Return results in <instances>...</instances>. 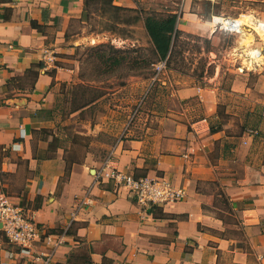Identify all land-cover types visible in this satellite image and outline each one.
<instances>
[{
    "label": "crops",
    "instance_id": "crops-1",
    "mask_svg": "<svg viewBox=\"0 0 264 264\" xmlns=\"http://www.w3.org/2000/svg\"><path fill=\"white\" fill-rule=\"evenodd\" d=\"M83 13V0H0V144L10 153L5 169L12 177L5 188L43 231L67 230L52 264H264V73L252 88L246 72H234L227 94L250 96L245 114L256 119L237 131L213 121L224 103L220 87L180 86L176 95L198 97L202 114L187 122L173 113L151 116L126 127L105 157L89 152L77 161L45 129L55 86L72 78L57 54ZM233 114L240 116L238 106ZM249 127L257 134H247ZM225 143L232 146L224 155ZM111 167L167 178L186 196L141 205L113 179H96ZM87 191L94 204L72 219ZM13 247H0V263L29 264Z\"/></svg>",
    "mask_w": 264,
    "mask_h": 264
},
{
    "label": "rangeland",
    "instance_id": "rangeland-1",
    "mask_svg": "<svg viewBox=\"0 0 264 264\" xmlns=\"http://www.w3.org/2000/svg\"><path fill=\"white\" fill-rule=\"evenodd\" d=\"M130 1L133 4L130 7L114 1L133 9L128 14L141 17L132 24L120 25L118 29L122 27V31H101L108 13L100 10L92 18L84 12L80 19L72 20L57 54L61 66L72 70V78L55 86L54 116L45 129L49 139L57 135L53 145L65 146L66 155L77 161H82L89 152L102 158L107 155V147L128 126L152 122L151 116L156 115L171 117L173 113L180 121L187 122L202 114L203 104L198 97L182 99L176 95L180 86L220 87L225 94L224 103L218 104L213 121L233 123L229 131H237L242 121H256L245 114L252 107L248 102L250 96L227 94V91L235 71L246 72V81L252 88L258 75L264 73V49L263 62L257 68L251 66L244 54L253 40L254 47L261 46V41L244 31L237 35L225 33L211 24L210 18L242 13L251 15V20L254 18L258 23L264 22V0ZM171 11L177 15V28L181 31L175 41V53L167 65L157 61L147 66L152 42L143 19L149 13L165 15ZM242 32L248 38L246 48L239 45ZM110 56L123 57V64L109 70L103 60ZM162 64L165 67L158 70ZM92 97L87 106L72 111L74 103ZM226 102L233 107L228 110ZM237 106L240 116L235 119ZM9 155L6 146L0 144V182L5 191V185L12 179L5 169ZM0 247L14 248L2 232Z\"/></svg>",
    "mask_w": 264,
    "mask_h": 264
},
{
    "label": "built area",
    "instance_id": "built-area-1",
    "mask_svg": "<svg viewBox=\"0 0 264 264\" xmlns=\"http://www.w3.org/2000/svg\"><path fill=\"white\" fill-rule=\"evenodd\" d=\"M246 14L238 15H212L211 24L219 27L225 33L237 35L241 31L256 36L261 41V46L254 47L255 40L250 47L244 50V54L249 57L251 66L257 68L263 62L261 59L264 49V22H256L253 18L244 21ZM247 57V58H248ZM52 61L54 56L50 54L45 57ZM262 60V61H261ZM164 64L158 67V70L164 68ZM247 134H257L256 129H247ZM109 166V159L105 161ZM106 176L113 179L118 185L132 193L141 205L166 204L179 201L186 196V190L178 187L164 177L141 175L134 176L116 168L111 167L108 172H97V177ZM94 204V200L88 195V191L76 199L75 209L71 215L72 219L78 210L85 206ZM0 231L3 233L9 243L19 249V253L27 257L29 264H52L57 248L64 243L67 230L64 229L58 233L52 234L43 231L34 221L28 217L24 208L16 203L12 197L5 191L0 182ZM3 264V263H0Z\"/></svg>",
    "mask_w": 264,
    "mask_h": 264
},
{
    "label": "trees",
    "instance_id": "trees-1",
    "mask_svg": "<svg viewBox=\"0 0 264 264\" xmlns=\"http://www.w3.org/2000/svg\"><path fill=\"white\" fill-rule=\"evenodd\" d=\"M83 10L88 18H92L93 15L99 10L103 13H108V17L101 27V31H122V27L118 29L120 25H128L140 20L141 17L137 15H130L127 11V7H123L114 3V0H83ZM123 12V13H121ZM124 14V15H122ZM144 27L152 42L150 57L147 60V66L153 63L165 62L167 65L175 53V41L180 35V29L177 28V15L174 12H168L165 15L147 14L144 19ZM123 57H105L103 64H105L109 70L123 64ZM94 97L90 99H82L79 103H74L72 111L79 110L87 106ZM220 127H213L210 125V131L219 130ZM244 127H241L240 133L244 131ZM232 146L230 143L224 145V155L226 151ZM88 264H91L88 261Z\"/></svg>",
    "mask_w": 264,
    "mask_h": 264
},
{
    "label": "bare ground",
    "instance_id": "bare-ground-1",
    "mask_svg": "<svg viewBox=\"0 0 264 264\" xmlns=\"http://www.w3.org/2000/svg\"><path fill=\"white\" fill-rule=\"evenodd\" d=\"M250 16H249V14H247V16H245L244 18H243V20L244 21H248V20H250ZM248 38L246 37V34L244 33V32H242L241 34H240V38H239V45L241 46V45H243L245 48H246V45L248 44ZM245 50V49H244Z\"/></svg>",
    "mask_w": 264,
    "mask_h": 264
}]
</instances>
